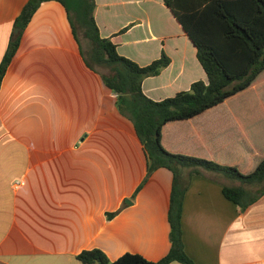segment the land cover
I'll use <instances>...</instances> for the list:
<instances>
[{"label": "crops", "instance_id": "obj_1", "mask_svg": "<svg viewBox=\"0 0 264 264\" xmlns=\"http://www.w3.org/2000/svg\"><path fill=\"white\" fill-rule=\"evenodd\" d=\"M28 0H0V60ZM100 36L139 66L169 63L142 81L162 101L206 75L162 0H94ZM172 174L146 159L116 96L85 60L63 7L43 3L24 29L0 84V264H80L97 249L113 262L169 250ZM218 176L190 178L181 230L194 264H264V193L240 213ZM113 214L112 216H109ZM170 264H180L173 262Z\"/></svg>", "mask_w": 264, "mask_h": 264}, {"label": "trees", "instance_id": "obj_2", "mask_svg": "<svg viewBox=\"0 0 264 264\" xmlns=\"http://www.w3.org/2000/svg\"><path fill=\"white\" fill-rule=\"evenodd\" d=\"M59 3L72 36L89 44L86 64L116 96L142 145L146 173L167 169L172 184L167 211L170 247L156 262L126 253L115 261L100 250L76 256L80 264H194L182 242L183 197L194 175L218 176L230 183L222 194L242 213L264 193V0H162L196 49L206 82L162 101L142 92V81L156 76L165 55L147 66L120 56L100 36L94 0H28L13 21L17 34L0 60L2 77L16 54L24 29L43 3ZM110 214L109 216H112Z\"/></svg>", "mask_w": 264, "mask_h": 264}, {"label": "rangeland", "instance_id": "obj_3", "mask_svg": "<svg viewBox=\"0 0 264 264\" xmlns=\"http://www.w3.org/2000/svg\"><path fill=\"white\" fill-rule=\"evenodd\" d=\"M81 42H82V48H83L84 52L86 53L87 50L89 49V44L87 43L86 40H83V39Z\"/></svg>", "mask_w": 264, "mask_h": 264}, {"label": "water", "instance_id": "obj_4", "mask_svg": "<svg viewBox=\"0 0 264 264\" xmlns=\"http://www.w3.org/2000/svg\"><path fill=\"white\" fill-rule=\"evenodd\" d=\"M16 31H17V29H16Z\"/></svg>", "mask_w": 264, "mask_h": 264}]
</instances>
